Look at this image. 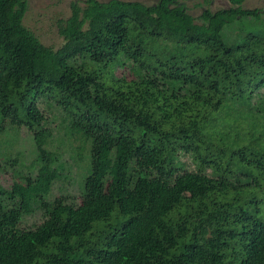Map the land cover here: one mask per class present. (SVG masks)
<instances>
[{"label":"trees","instance_id":"obj_1","mask_svg":"<svg viewBox=\"0 0 264 264\" xmlns=\"http://www.w3.org/2000/svg\"><path fill=\"white\" fill-rule=\"evenodd\" d=\"M227 1L197 18L180 0L73 2L54 50L25 0H0V133L36 152L0 187V264H264V9ZM51 117L83 142L77 207L47 201Z\"/></svg>","mask_w":264,"mask_h":264},{"label":"rangeland","instance_id":"obj_2","mask_svg":"<svg viewBox=\"0 0 264 264\" xmlns=\"http://www.w3.org/2000/svg\"><path fill=\"white\" fill-rule=\"evenodd\" d=\"M27 11L23 18V26L31 31L38 40L47 47L57 50L63 45V39L58 35L57 23L59 20L66 19L70 15V5L73 2L82 4L84 0H25ZM107 2L109 0H98ZM136 1L144 5H152L157 0H121ZM180 4L185 6L186 10L194 18H197L204 9L216 11L218 9L229 8L232 5L227 0H180ZM244 9H264V0H245L242 4ZM251 28V27H250ZM251 31L261 32L262 28L256 26ZM256 33V32H255ZM87 62V59H83ZM114 74L117 76H129L127 67L116 68ZM261 100L258 101L259 109L263 110L264 90L261 92ZM264 114H260V118ZM50 119V118H49ZM50 122L52 133V142L50 151L60 154L59 161L55 162L52 169L58 173V179L51 185L47 195V201L52 202L63 198L67 204L79 206L81 196L84 192V179L81 176L84 161L77 158L81 153L79 148L83 142L75 140L74 136H69L66 129L60 125V119L52 118ZM36 152L31 139V135L23 128L17 132L7 129V132L0 133V187L7 190L14 177L12 172L21 170L24 173H33L29 171L28 165L35 158ZM183 162L189 163L186 158H181ZM8 161H10L8 163ZM16 164V165H15ZM14 165V167L12 166ZM39 223V217L27 216L19 224V230H28Z\"/></svg>","mask_w":264,"mask_h":264}]
</instances>
